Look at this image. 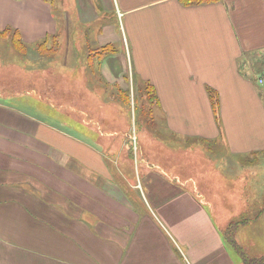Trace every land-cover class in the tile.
I'll list each match as a JSON object with an SVG mask.
<instances>
[{
    "label": "crops",
    "instance_id": "obj_1",
    "mask_svg": "<svg viewBox=\"0 0 264 264\" xmlns=\"http://www.w3.org/2000/svg\"><path fill=\"white\" fill-rule=\"evenodd\" d=\"M87 1L91 31L106 16L94 49L121 51L74 52L77 68L101 88L150 83L176 140L264 157V0ZM10 29L28 46L60 34L51 0H0V33ZM23 77L0 89L32 90ZM50 120L32 92L0 91V264H243L207 203L171 183L163 194L167 180Z\"/></svg>",
    "mask_w": 264,
    "mask_h": 264
},
{
    "label": "rangeland",
    "instance_id": "obj_2",
    "mask_svg": "<svg viewBox=\"0 0 264 264\" xmlns=\"http://www.w3.org/2000/svg\"><path fill=\"white\" fill-rule=\"evenodd\" d=\"M51 2L60 34L47 36L50 39L46 44L28 46L13 30L1 32L0 83H24L23 76L28 72L32 90L25 91L17 84L16 90L0 91L7 96L32 92L35 109L53 123L70 128L81 126L87 139H96L102 149L109 148L107 154L122 166L127 163L134 167L135 163L139 168L134 169L143 178L155 173L167 180L169 184L162 185L163 194L165 186L169 189L173 184L176 192L192 194L199 203H207L226 238L232 237L229 228L234 221H240L235 230L238 243L250 256H264V157L259 156L253 165L225 151H210L203 144L174 139L164 128L157 104L154 100L151 103L145 93L141 95L145 85L136 81L135 88L99 87L86 57L81 62L87 68H77L73 62L74 52L121 51L113 45H109L113 47L110 50L94 49L90 43L97 32L95 28L106 20L105 14L99 12L91 31V25L81 18L88 15L87 0ZM254 52L258 57L263 50ZM244 69L251 74L249 67L245 65ZM101 132L104 135L100 136ZM169 203L168 200L162 205ZM229 247L242 259L232 242Z\"/></svg>",
    "mask_w": 264,
    "mask_h": 264
},
{
    "label": "trees",
    "instance_id": "obj_3",
    "mask_svg": "<svg viewBox=\"0 0 264 264\" xmlns=\"http://www.w3.org/2000/svg\"><path fill=\"white\" fill-rule=\"evenodd\" d=\"M209 1H215V0H190V3H202V2H209ZM17 33V32H15ZM3 33H1L0 35H2ZM49 39L50 37H48L47 39H45L43 42H40L42 44H46L47 42H49ZM22 42V41H21ZM23 43V42H22ZM105 48V50H110L111 46H106V47H103ZM144 89L142 88L140 91H141V95L143 93H145L149 99L151 100L150 102L152 103V101L156 100V93H155V90L153 88V86L150 84V83H146L144 84ZM211 97L213 99V104H214V107L215 109L216 108H219V101H218V98L217 96H215L214 92L211 91ZM247 219V218H245ZM245 219H242V222L245 223ZM240 225V221H234V223L230 226V231H231V238L230 237H227V240L228 242H232L236 249L239 251L240 253V257H242V261H243V264H264V256H259V257H256V256H250L246 251L245 249L238 243L237 239H236V235H235V230L237 228V226ZM234 235V236H233ZM227 236V235H226ZM229 242V243H230Z\"/></svg>",
    "mask_w": 264,
    "mask_h": 264
},
{
    "label": "built area",
    "instance_id": "obj_4",
    "mask_svg": "<svg viewBox=\"0 0 264 264\" xmlns=\"http://www.w3.org/2000/svg\"><path fill=\"white\" fill-rule=\"evenodd\" d=\"M259 83L261 85H264V74H262L260 77H259Z\"/></svg>",
    "mask_w": 264,
    "mask_h": 264
}]
</instances>
